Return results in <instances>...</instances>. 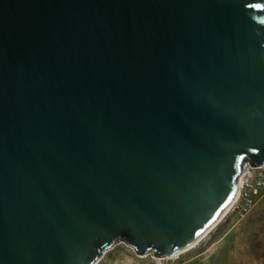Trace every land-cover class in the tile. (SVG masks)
<instances>
[{"label":"water","instance_id":"1","mask_svg":"<svg viewBox=\"0 0 264 264\" xmlns=\"http://www.w3.org/2000/svg\"><path fill=\"white\" fill-rule=\"evenodd\" d=\"M264 164V0H0V264L188 249Z\"/></svg>","mask_w":264,"mask_h":264},{"label":"rangeland","instance_id":"2","mask_svg":"<svg viewBox=\"0 0 264 264\" xmlns=\"http://www.w3.org/2000/svg\"><path fill=\"white\" fill-rule=\"evenodd\" d=\"M236 202L196 245L175 256L139 255L129 243L109 248L95 264H264V191L254 208L238 215Z\"/></svg>","mask_w":264,"mask_h":264},{"label":"built area","instance_id":"3","mask_svg":"<svg viewBox=\"0 0 264 264\" xmlns=\"http://www.w3.org/2000/svg\"><path fill=\"white\" fill-rule=\"evenodd\" d=\"M243 168V176L238 177L237 195L232 202L240 203V212L234 213L244 216L254 208L259 195L264 191V164L257 167L245 162ZM232 202L229 208H232Z\"/></svg>","mask_w":264,"mask_h":264},{"label":"bare ground","instance_id":"4","mask_svg":"<svg viewBox=\"0 0 264 264\" xmlns=\"http://www.w3.org/2000/svg\"><path fill=\"white\" fill-rule=\"evenodd\" d=\"M237 191H238V189L236 190V193H235V195H234V197H233V199L232 200H234V198L236 197V195H237ZM232 200L227 204V206L225 207V209L223 210V212L219 215V217H217V219L214 221V223L212 224V226L205 232V234L204 235H200L199 236V238L188 248V249H190L191 247H193L194 245H196V243L201 239V238H203L205 235H207L210 231H211V229L213 228V226L215 225V224H217L218 222H219V220H221L222 218H224L225 216H226V214L230 211V209L231 208H229L230 207V204H231V202H232ZM236 202H232V206L235 204ZM238 204H239V202H238ZM188 249H186V250H188ZM185 250V251H186ZM184 250H182V251H180V252H177V253H175V254H173V256H175V255H177V254H179V253H181V252H185Z\"/></svg>","mask_w":264,"mask_h":264}]
</instances>
